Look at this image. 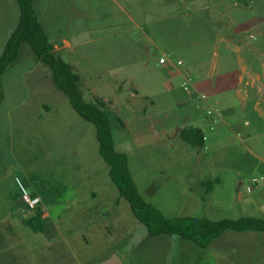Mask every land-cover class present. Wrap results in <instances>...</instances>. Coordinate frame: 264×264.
Instances as JSON below:
<instances>
[{
	"label": "rangeland",
	"instance_id": "rangeland-1",
	"mask_svg": "<svg viewBox=\"0 0 264 264\" xmlns=\"http://www.w3.org/2000/svg\"><path fill=\"white\" fill-rule=\"evenodd\" d=\"M87 1L93 17L70 24L63 17L58 28L85 55H80L85 100H103L126 124L124 130L113 126L115 147L128 155L142 197L170 219L264 218V0H186L179 9H165L176 14L157 17L143 30L123 24L120 17L98 20L97 14L107 9L100 7L105 0ZM19 15L15 0H0V57ZM231 35H237L239 53L226 50ZM23 47L17 63L31 51ZM244 65L260 76L256 88L243 84L238 92L211 99L205 109V104L196 106L206 146L185 143L180 132L196 108L186 101L183 84L229 77ZM182 70L186 77L174 74ZM44 74L46 85L55 89L53 78ZM55 91L50 106L57 114L56 162L32 166L33 136L16 138L19 157L29 165L24 171L38 178L29 189L42 198L45 209L20 211L26 221L40 216L44 231L35 233L25 225L16 236L9 235L22 243L18 250L26 264H105L115 256L123 264H264L262 232L230 230L208 248L177 236H150L110 179L94 125ZM30 115L28 129L33 130ZM17 121L18 133L23 127ZM79 126L83 142L75 131ZM204 182H212V190Z\"/></svg>",
	"mask_w": 264,
	"mask_h": 264
},
{
	"label": "crops",
	"instance_id": "crops-1",
	"mask_svg": "<svg viewBox=\"0 0 264 264\" xmlns=\"http://www.w3.org/2000/svg\"><path fill=\"white\" fill-rule=\"evenodd\" d=\"M185 1L186 0H105L100 7L107 9L98 13L97 19L104 20L109 16L120 17L123 24L138 25L137 27L143 30L142 25L148 23L154 24L155 18L157 17L168 18L171 14H176L178 10H174L169 14L165 9L171 6L175 9H179L180 4H184ZM35 8L41 23L49 35L50 41L55 47V53L73 66L75 71H77L83 79V70L80 65L84 63L85 60L82 59L80 55L83 57L85 55L79 53L77 51V46H74L69 40L64 38V34L61 29L58 28V24L61 23V18L63 17L69 19V24L83 17H93L92 15L90 16V14L93 13L90 1L35 0ZM47 27L50 31L47 30ZM124 30H126V32H132L135 29L126 28ZM143 33H145V35H151L146 30ZM50 35H62V37L61 39L54 40ZM236 36L237 35H231L228 38L229 44L231 45L226 48L227 51L239 53L240 49L236 47L235 44ZM24 50V52H27L29 49L26 48ZM215 55L218 59L219 54L215 53ZM235 64L236 63H234V65ZM43 72L45 74L47 72V74L53 78L52 71H49L45 65L43 67L42 63L38 61L34 57L32 51L29 50L25 53V57L21 60V63L13 65L5 72L1 79L4 97L0 103V264H26V256L23 253L20 254V250H18L21 248L22 243L18 240H10L9 238V235L16 236L25 225L32 229L27 225V221L24 219L25 215H20V211H22V213H25V211L20 200V191L16 179H23L28 189L29 183L35 184L38 182L36 174L24 171L26 166L29 165L24 164L23 161H21L23 158L19 157L20 154L16 150V138L22 135H27L28 137L33 136L32 143L35 146V153L32 156V161L34 163L33 165L31 164L32 166H35L36 163L40 165L42 161L54 160L56 162L57 159V142L53 137L57 132V122L55 121L57 114L52 112L50 106L52 99L57 98L55 91L57 87L55 85V89H53L54 87H52L51 84L46 85L42 77V74H44ZM186 73L187 72L184 70L174 72V74L177 75L184 74L185 77L188 74ZM228 75L229 77L219 76L214 81L201 79L191 84L186 83L185 85L184 83L183 88L186 101L195 103V108L201 105V103L205 104V109L206 104H208L207 102L211 99L214 100L218 98L219 95L229 91L236 90L238 92L240 86L243 84L255 89L257 82L260 80V76L254 73L252 67L246 65L242 67L241 73L233 69ZM98 78L101 79L100 77ZM203 96H205V98H203ZM31 113H34L33 130L28 129ZM201 118L196 108L194 112H189L186 115L185 121L188 127L199 128L202 131L204 136L203 148H205L207 136L204 129L201 127ZM16 121L23 127L18 130V133ZM198 123H200V125H198ZM75 131L82 139L84 135L82 128L79 126ZM29 179L30 182H28ZM31 193L38 195L32 191ZM20 204L22 208H20Z\"/></svg>",
	"mask_w": 264,
	"mask_h": 264
},
{
	"label": "trees",
	"instance_id": "trees-1",
	"mask_svg": "<svg viewBox=\"0 0 264 264\" xmlns=\"http://www.w3.org/2000/svg\"><path fill=\"white\" fill-rule=\"evenodd\" d=\"M19 6L18 24L11 34L0 57V103L4 97L2 76L20 60V54L25 44L29 45L34 57L49 67L53 74L56 87L69 100L74 111L96 129V139L99 143V153L109 167V177L117 187L120 197L124 198L136 219L143 224L152 237L177 236L183 240L192 241L202 248L210 247L214 241L227 231L264 233V218L242 217L239 219H209L181 217L167 218L161 211L148 203L140 194L129 168V158L126 153L117 151L113 136V126L124 130L126 124L107 104L97 99L96 104L85 100L81 90V76L74 67L55 53V47L41 23L35 8V0H15ZM181 139L193 148L204 147V136L199 128L186 127L180 132ZM210 190L212 182H206ZM27 225L34 232H42L43 221L36 216Z\"/></svg>",
	"mask_w": 264,
	"mask_h": 264
},
{
	"label": "built area",
	"instance_id": "built-area-1",
	"mask_svg": "<svg viewBox=\"0 0 264 264\" xmlns=\"http://www.w3.org/2000/svg\"><path fill=\"white\" fill-rule=\"evenodd\" d=\"M160 63L161 64H165L166 63V59L165 58H161L160 59ZM179 65L182 64L181 61L178 62ZM186 85V83H185ZM203 98H205V96H203ZM209 114H211V111L208 110L207 111ZM19 191H20V200L24 206V211H32V210H45L44 206H43V200L39 195H35L33 193H31V191H29L28 187L26 186V184L24 183V181L20 178L16 179ZM258 179H253V184L257 185L258 184ZM251 190V188H249V191Z\"/></svg>",
	"mask_w": 264,
	"mask_h": 264
},
{
	"label": "water",
	"instance_id": "water-1",
	"mask_svg": "<svg viewBox=\"0 0 264 264\" xmlns=\"http://www.w3.org/2000/svg\"><path fill=\"white\" fill-rule=\"evenodd\" d=\"M105 264H123V261L120 258L115 256L107 260Z\"/></svg>",
	"mask_w": 264,
	"mask_h": 264
}]
</instances>
